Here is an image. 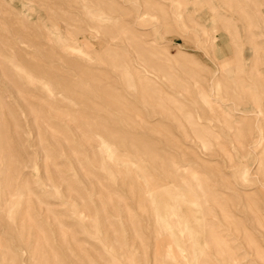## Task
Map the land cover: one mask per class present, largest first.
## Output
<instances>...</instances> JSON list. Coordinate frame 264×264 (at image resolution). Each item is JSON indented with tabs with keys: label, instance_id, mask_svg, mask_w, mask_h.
Wrapping results in <instances>:
<instances>
[{
	"label": "rangeland",
	"instance_id": "1",
	"mask_svg": "<svg viewBox=\"0 0 264 264\" xmlns=\"http://www.w3.org/2000/svg\"><path fill=\"white\" fill-rule=\"evenodd\" d=\"M0 264H264V0H0Z\"/></svg>",
	"mask_w": 264,
	"mask_h": 264
}]
</instances>
